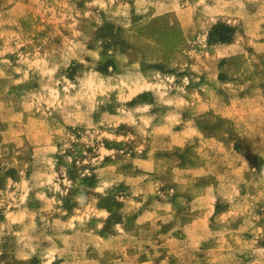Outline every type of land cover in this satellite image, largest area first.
I'll list each match as a JSON object with an SVG mask.
<instances>
[{
	"label": "rangeland",
	"instance_id": "rangeland-1",
	"mask_svg": "<svg viewBox=\"0 0 264 264\" xmlns=\"http://www.w3.org/2000/svg\"><path fill=\"white\" fill-rule=\"evenodd\" d=\"M0 264H264V0H0Z\"/></svg>",
	"mask_w": 264,
	"mask_h": 264
}]
</instances>
